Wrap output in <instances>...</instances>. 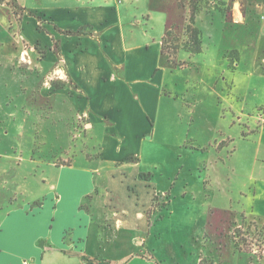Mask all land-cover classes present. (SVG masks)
<instances>
[{
  "label": "crops",
  "instance_id": "crops-1",
  "mask_svg": "<svg viewBox=\"0 0 264 264\" xmlns=\"http://www.w3.org/2000/svg\"><path fill=\"white\" fill-rule=\"evenodd\" d=\"M13 1L0 3V23L31 45L22 56L31 68L28 78L35 79L36 100L53 111L67 110L87 150L68 164H55L53 186L45 193L30 195L32 200L22 195L0 212V264L107 261L104 245L115 236L127 240L129 231L146 233L147 212L163 195L170 203L176 184L172 171L157 174L150 153L162 116L180 101L177 85L167 81L177 59L164 55L165 37L177 23L169 11L179 8L178 0ZM249 16L238 6L232 18L247 25ZM11 45L0 48V65L19 62L24 50ZM129 207L134 221L128 219ZM232 225L230 233L243 228L250 239L264 238V215L256 211L253 216L241 211ZM140 233L131 240L145 246ZM230 238L240 264L244 257L246 264L253 257L264 264V245L259 253L249 252ZM186 264L217 262L199 255Z\"/></svg>",
  "mask_w": 264,
  "mask_h": 264
},
{
  "label": "rangeland",
  "instance_id": "rangeland-1",
  "mask_svg": "<svg viewBox=\"0 0 264 264\" xmlns=\"http://www.w3.org/2000/svg\"><path fill=\"white\" fill-rule=\"evenodd\" d=\"M212 1L178 0L179 8L169 11L177 23L165 37L164 55L177 61L168 67L167 81L177 85L180 101L162 116L150 155L158 175L173 172L170 203L164 195L157 198L144 219L146 233L115 236L104 245L110 259L96 264H186L199 255L240 264L230 236L236 248L241 243L249 252L263 250L264 238L230 230L241 211L264 215V0ZM238 6L249 12L247 25L233 21ZM6 28L0 23V48L16 43L24 51L17 66L0 65V212L22 195L29 200L45 193L53 186L55 164H68L87 150L67 110L53 111L36 100L35 79L28 78L31 68L22 56L31 45L13 35L17 29ZM138 233L145 246L131 240ZM126 252L129 258H119Z\"/></svg>",
  "mask_w": 264,
  "mask_h": 264
},
{
  "label": "trees",
  "instance_id": "trees-1",
  "mask_svg": "<svg viewBox=\"0 0 264 264\" xmlns=\"http://www.w3.org/2000/svg\"><path fill=\"white\" fill-rule=\"evenodd\" d=\"M191 33H192L191 37H195V40H196V38H197V32H196V30L195 31L192 30Z\"/></svg>",
  "mask_w": 264,
  "mask_h": 264
},
{
  "label": "built area",
  "instance_id": "built-area-1",
  "mask_svg": "<svg viewBox=\"0 0 264 264\" xmlns=\"http://www.w3.org/2000/svg\"><path fill=\"white\" fill-rule=\"evenodd\" d=\"M253 251H254L255 253H259V252H260V250H259L258 248H255Z\"/></svg>",
  "mask_w": 264,
  "mask_h": 264
}]
</instances>
